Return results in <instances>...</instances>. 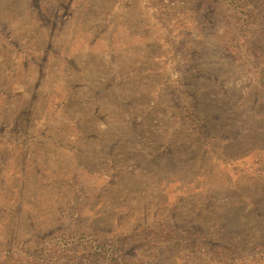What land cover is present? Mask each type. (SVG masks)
Instances as JSON below:
<instances>
[{
	"label": "rangeland",
	"instance_id": "374dc122",
	"mask_svg": "<svg viewBox=\"0 0 264 264\" xmlns=\"http://www.w3.org/2000/svg\"><path fill=\"white\" fill-rule=\"evenodd\" d=\"M0 264H264V0H0Z\"/></svg>",
	"mask_w": 264,
	"mask_h": 264
}]
</instances>
